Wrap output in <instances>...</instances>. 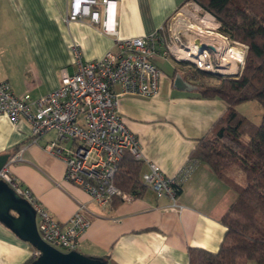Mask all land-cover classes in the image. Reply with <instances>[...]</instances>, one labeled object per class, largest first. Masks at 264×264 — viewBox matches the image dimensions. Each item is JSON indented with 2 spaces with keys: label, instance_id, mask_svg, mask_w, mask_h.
<instances>
[{
  "label": "crops",
  "instance_id": "1",
  "mask_svg": "<svg viewBox=\"0 0 264 264\" xmlns=\"http://www.w3.org/2000/svg\"><path fill=\"white\" fill-rule=\"evenodd\" d=\"M70 2L0 0V80L8 81L15 94L28 92L37 97L55 89L64 72L75 71L74 44L84 60L99 58L116 48V36L103 31L89 16L69 19ZM186 2L115 0L111 16L117 35L153 33ZM153 60L162 70L157 93L150 97L122 95L119 111L139 141L140 180L149 163L174 175L188 161L193 162L177 194L182 205L179 210L170 205L168 196H157L144 184L138 193L131 192L134 196L129 200L113 196L110 202L99 203L64 177V160L45 147L54 138L53 132L34 142L28 121L21 117L12 122L0 113V154L10 153L7 162L11 172L60 223L81 208L89 225L79 237L77 250L103 256L107 264H188L190 246L216 251L226 229L221 215L236 196L207 163L191 155L199 138L223 113L225 103L219 97L174 88L176 68L165 70L168 59L160 55ZM188 69L183 64L178 71L188 79L192 77ZM233 176L239 182L244 180L239 168ZM35 220L37 226L36 215ZM36 251L0 221V264H27L37 256Z\"/></svg>",
  "mask_w": 264,
  "mask_h": 264
},
{
  "label": "built area",
  "instance_id": "2",
  "mask_svg": "<svg viewBox=\"0 0 264 264\" xmlns=\"http://www.w3.org/2000/svg\"><path fill=\"white\" fill-rule=\"evenodd\" d=\"M114 2L71 0L68 16H89L92 22L100 23L103 31L116 36L114 50L84 60L79 47L72 45L75 71L64 72L55 89L37 97L28 92L17 95L8 81L0 80V113L12 122L21 117L28 121L34 142L53 132L54 138L45 147L64 160V177L99 203H108L113 196L123 200L134 196L114 184L125 150L141 159L138 138L125 124L119 104L122 95L150 97L157 93L162 70L153 57H171L185 64L188 71L234 74L240 72L247 49L245 43L222 32L216 17L193 1L186 2L153 33L118 37L111 16ZM192 166L188 161L177 173L167 175L155 163H149L141 182L157 196H168L170 205L179 210L182 205L177 202V194ZM0 179L34 207L37 230L45 242L62 251L77 250L79 237L89 225L81 208L60 223L11 172L8 162L0 168Z\"/></svg>",
  "mask_w": 264,
  "mask_h": 264
},
{
  "label": "trees",
  "instance_id": "3",
  "mask_svg": "<svg viewBox=\"0 0 264 264\" xmlns=\"http://www.w3.org/2000/svg\"><path fill=\"white\" fill-rule=\"evenodd\" d=\"M186 1H193L213 14L222 32L247 45L237 76L188 71L191 82L198 86L192 93L219 97L225 103L223 113L199 138L191 155L207 163L236 194L220 218L226 229L218 249L210 251L190 246L188 264H243L249 260L264 264V113L255 123L237 108L247 100H257L264 108V0ZM206 77H214L216 81H207ZM141 163V159L125 151L115 172L114 184L138 193L143 185L139 179ZM232 165L243 172V182L227 172Z\"/></svg>",
  "mask_w": 264,
  "mask_h": 264
},
{
  "label": "water",
  "instance_id": "4",
  "mask_svg": "<svg viewBox=\"0 0 264 264\" xmlns=\"http://www.w3.org/2000/svg\"><path fill=\"white\" fill-rule=\"evenodd\" d=\"M237 75L238 73H234L230 76ZM173 87L183 91L198 89L197 85L187 80L179 71L173 75ZM9 155L8 152L0 154V168L7 162ZM35 215L31 203L0 179V221L39 251L31 264H106L103 257H93L78 250L62 251L45 242L38 233Z\"/></svg>",
  "mask_w": 264,
  "mask_h": 264
},
{
  "label": "rangeland",
  "instance_id": "5",
  "mask_svg": "<svg viewBox=\"0 0 264 264\" xmlns=\"http://www.w3.org/2000/svg\"><path fill=\"white\" fill-rule=\"evenodd\" d=\"M203 10L200 9L199 12H202ZM167 61L165 62V64L163 65L164 69L167 70L168 72H172L174 70V68H176V71L181 70L183 64L180 62H176L173 61V59L171 57H167ZM216 74V73H214ZM216 75H222V76H230L229 74H224V73H220V74H216ZM198 81H201L200 78H195ZM207 81H212L215 82L216 78L212 77V78H205ZM238 110L240 112H242L246 117H248L251 121L253 122H259L261 120L262 114L264 113V108L262 106V104L257 101V100H247L244 102H241L238 106H237ZM238 167L235 165H232L229 169H227V172L234 177V171L237 169Z\"/></svg>",
  "mask_w": 264,
  "mask_h": 264
}]
</instances>
